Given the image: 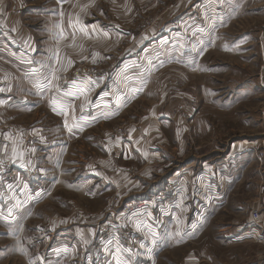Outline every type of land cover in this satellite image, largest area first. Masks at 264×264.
I'll list each match as a JSON object with an SVG mask.
<instances>
[{
    "label": "rangeland",
    "instance_id": "1",
    "mask_svg": "<svg viewBox=\"0 0 264 264\" xmlns=\"http://www.w3.org/2000/svg\"><path fill=\"white\" fill-rule=\"evenodd\" d=\"M80 3L84 6L87 0ZM100 3L98 10L86 17L87 23L97 27L104 23L118 24L130 35L114 37L115 46L109 50L108 46L93 45L81 39L80 63L67 72L98 78L101 69L136 48L139 49L137 57H141L138 66L142 58L146 63L148 57H153L151 75L140 76L141 79L131 85L137 93H129L127 103L121 95L125 86L117 87L118 101L124 100L126 104L123 117L106 127L77 133L75 137L62 127L63 119L46 107L45 98L37 95L29 94L25 98L31 110H20L17 116L4 111V116L1 114L7 122L0 132H15V128L9 126L17 122L30 130L33 137L26 145H18L22 159L14 156L12 146L8 151L9 138H1L0 154L4 157L0 159V167L5 171L11 169L10 182L16 179L19 168L30 165L37 170L45 169L48 197L43 211H48L49 222L56 217L64 224L59 232L48 231L53 239L39 240L38 244L42 246L44 242V246L49 244L47 248L65 249L67 258L63 264H114L111 262L115 261L114 255L115 258L124 256L126 264H253L249 259L264 256V246L246 244L238 252V248L223 244L218 236L223 227L228 233L250 218L253 221L251 212L264 198L261 177L255 167L223 170L224 183L234 185V191L231 189L233 192L227 198L228 206L216 210L206 225L204 222L200 225L193 213L186 215L187 224H180L179 217L172 220L169 216L172 207L153 209L150 201L129 196L138 190L137 186H144L146 191V187L159 178L158 174L169 168L168 162L155 156L152 143L157 140L150 137V129L145 127L159 126L163 131L159 136L170 139L169 128L158 123L161 112L172 114V125L186 127V155L182 156L179 150L181 156L176 154L185 162L204 156H208V160L202 158L208 163L226 159L230 146L243 140L245 145L252 142L257 145L259 168L264 173V158H261L264 109L238 113L233 107L222 108L219 102L223 97L217 96L218 89L222 92L220 96L230 95L231 87L255 81L258 88L255 97L237 98L241 100L239 106L248 108L249 103H254L264 107V0H128L129 7L121 6L124 2L120 0H100ZM170 30L178 37L176 52L170 49ZM241 40H245L244 49L233 50ZM96 46L99 49L95 50ZM174 55L190 57L191 75L183 72L185 67L181 65L184 64L171 65L170 58ZM198 57L210 67L201 66ZM200 68L205 72L199 73ZM217 69L225 73L217 74ZM136 72L141 73L138 69ZM146 87L148 93L140 95ZM106 138L110 139V145ZM165 145L172 150L168 143ZM138 153L144 154V160ZM215 154L221 155L212 157ZM28 159H32V164ZM230 162L227 161V165ZM96 172L99 175L93 176ZM230 178H234L233 181ZM245 201L247 207L240 209V203ZM132 203L141 205L136 212L127 215L123 209ZM233 203L238 205L231 206ZM41 211L37 212L38 217ZM176 216L184 220V211L178 210ZM155 222L158 225H154ZM204 226L202 231L207 233L200 239V228ZM21 227L17 224L15 233L19 234ZM31 227L26 229L31 231ZM257 228L264 233V225ZM190 231L200 232L185 244L184 236ZM37 237L43 240L41 234ZM72 249H75L73 253ZM255 249L254 256L251 253Z\"/></svg>",
    "mask_w": 264,
    "mask_h": 264
},
{
    "label": "crops",
    "instance_id": "2",
    "mask_svg": "<svg viewBox=\"0 0 264 264\" xmlns=\"http://www.w3.org/2000/svg\"><path fill=\"white\" fill-rule=\"evenodd\" d=\"M80 2L81 0H0V129L7 122L5 118H2L3 111L4 113L11 112L13 116L20 110L24 112L31 110L25 100L29 94L45 98L46 107L63 119L61 120L62 127L70 135L76 137L77 133L108 126L123 117L126 109V104L123 101L128 102L129 93L136 95L137 90L131 89V85L140 80V76L151 75L153 57H148L146 63L142 58L141 64L138 66V58H141L137 57L138 48L122 54L117 62L113 61L114 64L111 63L107 68L101 69L102 73L98 78L67 72L80 63V50L83 47L81 39L84 38L85 41L93 45L97 43L105 48L108 46L109 50L115 46L114 37L130 35L129 31L118 24L113 26L110 25L111 23H104L99 27L88 24L85 19L92 15V11L98 10V6L101 5L100 0H87L84 6H81ZM122 2L124 3L121 6L129 7L128 0H120V3ZM173 34L174 31L170 30L169 43L170 49H174L176 52L178 37L176 32L174 37ZM241 41H238L233 50L244 49L245 40ZM94 49L97 50L99 47L96 46ZM95 56L97 57V55ZM190 60L188 55H185L184 58L174 55L170 58V63L174 66L184 64L181 65L185 67L183 72L189 76L192 73L188 67ZM197 60L200 61L201 66L204 65L205 62H202L199 57ZM102 62H106V60L102 59ZM204 66L210 67L209 64ZM137 69L141 73L136 72ZM193 72L195 73V71ZM204 72L200 68L199 73ZM216 73L223 74L225 72L217 69ZM222 81L225 83V78ZM119 85L125 86L121 94L124 99L122 101H118L117 98ZM222 85L224 86V84ZM256 86L255 81H249L244 85L231 87L230 95L227 93L222 96H220L222 92H219L221 90L218 89L217 96L223 97L219 102L220 106L222 108L233 107L232 110L238 113L263 110L264 107L254 103H249L248 108L239 106L241 100L237 98L255 97V91L258 89ZM148 91L146 87L140 91V95L143 96ZM210 93L214 95L212 90ZM201 94L199 93V95ZM239 107L240 109H238ZM32 109L38 110L39 108L33 107ZM168 113L161 112L157 118L161 126L169 128L170 139L159 136L161 133L163 134L159 126L151 127L149 124L145 127L150 129L149 134H152L150 137L157 140L152 143L153 145L149 144L154 147L155 156L159 157L162 162H168L169 168L158 174L159 178L147 186L146 191L144 186L141 188L137 186L138 190L129 198L150 201L153 209L166 210L172 207L173 210H170L169 216L173 217L172 220L179 217L180 224L184 222L187 224L186 215L193 213L201 223L200 225L203 222L206 225L216 210L219 211L228 206L227 198L234 191L232 189L234 185L230 186L224 183V169L228 170L233 167V170H241L242 167H255L256 172L260 174V182L264 189V173L259 168L255 142L247 145L243 140L235 142L230 146L227 158L223 160L219 158L208 163L202 159L208 160V156H204L198 160L185 162L176 154L186 155V127L172 125V114L169 111ZM13 124H15V132L12 130H9L10 133L0 132V139L9 138V141H6L9 142L7 144L8 151L12 146L14 156L22 159L18 145L27 143L28 139L33 137V133L28 131L25 126L18 125L17 122ZM79 129L81 130L79 131ZM143 133L145 134V132ZM41 139L43 140L42 137ZM106 140V143L110 145V139L106 138ZM133 141L135 140L133 139ZM167 143L172 150L167 149L165 145ZM138 154L144 160V154ZM218 155L221 154H215L212 157L215 158ZM0 157L3 159L4 156ZM31 160L28 159L30 164H32ZM227 161H231V164L227 165ZM235 166L237 167L235 168ZM211 168L216 171L212 172ZM10 170L5 171L0 167V264H63L67 258L65 249L59 247L50 249L47 248L49 244L44 246V242H42L41 246L37 242L39 240L49 242L54 237L51 234L48 235V231L59 232L64 226L63 223L57 221L56 217H52L49 222L48 211H43L48 197L46 170L42 167L37 170L30 165L25 169H15L17 175L16 179L13 178V182L9 180L13 176ZM90 175L93 174L90 173ZM98 175L99 172H96L93 176ZM227 175L230 174L227 173ZM233 179L230 178L232 181ZM6 186L7 189H5ZM125 191H129V186ZM246 203V201L241 202L240 209ZM230 205L235 206V203ZM40 209L42 211L38 217L36 214ZM180 209L184 211V220L181 216H176ZM253 209L264 214V198ZM164 219L167 221L168 217L165 216ZM17 224L22 225L19 234L15 233ZM29 225L32 226L31 231L26 229ZM154 225H158V222H155ZM204 229L205 226L200 228V239L207 233L202 231ZM222 229L219 232V240L223 244L238 248V252H241L242 246L246 244L264 246V233L258 231L257 226L252 225L251 218L233 230H228V233L224 227ZM200 231L196 233L190 231L186 234L184 236L185 244L192 241ZM39 234L42 235L43 240L37 237ZM74 251L75 249H72L71 253ZM49 252L52 254H48ZM251 254L255 256L256 249ZM257 257L256 260L250 258L249 261L253 264H264V256ZM114 259L115 261H111L114 264H123V262L126 264V258L122 255H117L116 258L114 255Z\"/></svg>",
    "mask_w": 264,
    "mask_h": 264
},
{
    "label": "built area",
    "instance_id": "3",
    "mask_svg": "<svg viewBox=\"0 0 264 264\" xmlns=\"http://www.w3.org/2000/svg\"><path fill=\"white\" fill-rule=\"evenodd\" d=\"M10 128H15V126H9ZM261 158H264V152L261 153ZM140 203H132L130 205H127L124 207L123 211L127 214V215H131L134 212H136V210L138 209V207L140 206ZM252 216V223L255 224V226H262L264 225V217L262 216V214L260 213V211L255 210L252 212L251 214Z\"/></svg>",
    "mask_w": 264,
    "mask_h": 264
}]
</instances>
